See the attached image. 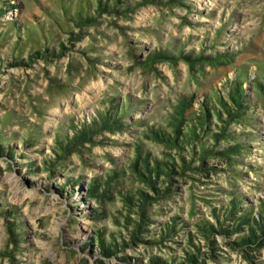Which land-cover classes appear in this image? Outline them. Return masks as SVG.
<instances>
[{"label":"rangeland","instance_id":"374dc122","mask_svg":"<svg viewBox=\"0 0 264 264\" xmlns=\"http://www.w3.org/2000/svg\"><path fill=\"white\" fill-rule=\"evenodd\" d=\"M134 1L0 0V264H264V0Z\"/></svg>","mask_w":264,"mask_h":264},{"label":"trees","instance_id":"16d2710c","mask_svg":"<svg viewBox=\"0 0 264 264\" xmlns=\"http://www.w3.org/2000/svg\"><path fill=\"white\" fill-rule=\"evenodd\" d=\"M118 1H123V0H118ZM159 1V0H158ZM160 1H163V0H160ZM107 3H104V5H106ZM140 4V2H137V0H135L134 2H132V3H126V5H125V8L126 9H128V8H135L136 7V5L138 6ZM107 6H108V4H107ZM124 10V9H123ZM88 19H90V18H88ZM161 53H163V51L161 52ZM122 114V113H121ZM119 116L118 115H116V118H118ZM88 127H90V126H88ZM84 130L83 129H81L80 131H78L77 132V134L75 133L74 134V136L72 137L73 138V141L74 140H78L80 137L79 136H82L83 137V135H84V133H82ZM80 133V134H79ZM82 133V134H81ZM73 142L71 141V143L70 144H72ZM70 144H68L67 146H69ZM231 210H232V207H231V209L229 208L228 210H226V215L227 214H229V212L231 213ZM261 216L262 217H264V205L261 207ZM252 212L248 209H245L244 208V210H242V213L238 216V218H235V221H240V222H246L248 225H250V227H249V231H248V233L246 234V235H242L241 237H242V240L244 241V242H249V241H253V239L254 238H256L257 237V228L256 227H258V228H260V229H262L263 231H264V219H263V224L262 223H260L259 222V218H257L256 216H253L252 214H251ZM112 250H111V248L110 247H106V252L109 254V252H111ZM190 260H195V256L194 255H192V256H190V258H189ZM151 261L152 262H156V263H158L159 264V262L158 261H154L152 258H151ZM161 264H167L166 263V261H162L161 262Z\"/></svg>","mask_w":264,"mask_h":264}]
</instances>
